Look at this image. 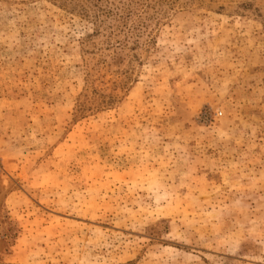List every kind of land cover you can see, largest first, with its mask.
<instances>
[{"label": "rangeland", "instance_id": "1", "mask_svg": "<svg viewBox=\"0 0 264 264\" xmlns=\"http://www.w3.org/2000/svg\"><path fill=\"white\" fill-rule=\"evenodd\" d=\"M0 264H264V0H0Z\"/></svg>", "mask_w": 264, "mask_h": 264}]
</instances>
